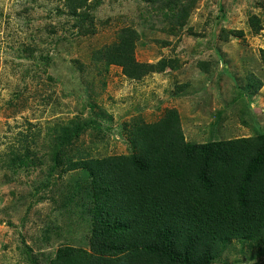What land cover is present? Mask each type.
I'll use <instances>...</instances> for the list:
<instances>
[{"label": "rangeland", "instance_id": "rangeland-1", "mask_svg": "<svg viewBox=\"0 0 264 264\" xmlns=\"http://www.w3.org/2000/svg\"><path fill=\"white\" fill-rule=\"evenodd\" d=\"M64 3L0 0V264L90 251V176L63 170L77 151L130 155V131L170 111L188 144L264 134V0H90L81 19ZM123 36L163 71L106 64ZM213 262L264 264V244L231 240Z\"/></svg>", "mask_w": 264, "mask_h": 264}, {"label": "trees", "instance_id": "trees-1", "mask_svg": "<svg viewBox=\"0 0 264 264\" xmlns=\"http://www.w3.org/2000/svg\"><path fill=\"white\" fill-rule=\"evenodd\" d=\"M89 2L64 7L81 19ZM127 36L105 47L102 60L130 79L162 72L163 62L135 61ZM129 135L130 155L93 159L77 151L64 163V172L90 176L91 243L89 252L66 250L54 264H214L231 240L264 244V134L188 144L170 111Z\"/></svg>", "mask_w": 264, "mask_h": 264}]
</instances>
